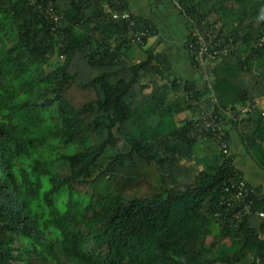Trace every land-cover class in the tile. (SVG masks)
<instances>
[{
    "label": "trees",
    "instance_id": "obj_1",
    "mask_svg": "<svg viewBox=\"0 0 264 264\" xmlns=\"http://www.w3.org/2000/svg\"><path fill=\"white\" fill-rule=\"evenodd\" d=\"M172 1L231 48L208 82L132 61L154 26L130 13V35L122 0H0V264H264V217L233 218L243 176L197 124L219 114L264 172L259 101L221 112L264 97V0Z\"/></svg>",
    "mask_w": 264,
    "mask_h": 264
},
{
    "label": "crops",
    "instance_id": "obj_2",
    "mask_svg": "<svg viewBox=\"0 0 264 264\" xmlns=\"http://www.w3.org/2000/svg\"><path fill=\"white\" fill-rule=\"evenodd\" d=\"M125 9L134 15H140L154 26L143 47L128 52L132 61L138 62L144 57V51L163 52L171 65V77L182 82L198 79V73L190 62V52L186 41L190 31L189 21L181 15L172 0H122ZM264 110V97L256 98ZM180 114L176 119H182ZM228 153L233 156V164L243 178L253 187L259 188L264 197V172L246 152L236 129H230L228 135Z\"/></svg>",
    "mask_w": 264,
    "mask_h": 264
},
{
    "label": "built area",
    "instance_id": "obj_3",
    "mask_svg": "<svg viewBox=\"0 0 264 264\" xmlns=\"http://www.w3.org/2000/svg\"><path fill=\"white\" fill-rule=\"evenodd\" d=\"M30 3H36L35 0H29ZM38 10H44L46 15L56 18L51 10V5L47 4L44 9L40 4H36ZM110 15L114 19H125L128 21L127 32L130 35H135L133 27L134 22L130 19V12L126 9L121 11L111 10ZM190 36L191 40L189 41L188 47L194 56L196 62V72L201 76L202 81H209L210 72L207 71L208 68H212L216 61H218L222 55L227 54L231 48L228 44L222 42V40L217 36V33L213 30H202L200 29L195 22L190 23ZM137 42L140 43L141 39L138 37ZM261 83L264 86V74L261 75ZM258 100L256 98L252 99V103L240 104L237 106H228L221 110L226 119L238 121L242 118H245L247 114L251 111L254 106H257ZM261 115L264 116V110H261ZM225 119L215 113L199 114L197 116V124L199 131L206 135L212 133L216 141L219 143L220 148L223 152H228V142L226 137L225 130ZM231 180V182H233ZM234 185V183H232ZM238 190L235 193H232L228 198L230 201L235 202L239 209L233 214V218H240L244 215H256L259 217H264L263 210H252L251 204L252 200L244 201L241 204L243 199L241 198L242 194H252L255 196H261V194L255 190V187L247 185L246 180L242 177L239 179V182L236 184Z\"/></svg>",
    "mask_w": 264,
    "mask_h": 264
},
{
    "label": "rangeland",
    "instance_id": "obj_4",
    "mask_svg": "<svg viewBox=\"0 0 264 264\" xmlns=\"http://www.w3.org/2000/svg\"><path fill=\"white\" fill-rule=\"evenodd\" d=\"M135 48H137V49H139L136 45H134V46H132V48L131 49H135ZM57 58H58V60H62V57L60 56H57ZM55 59V57H52L51 58V60H54ZM210 239H211V236H208L207 237V241H210ZM235 240H233L232 241V243H230V241L228 240V239H225V240H223L221 243H220V245L219 246H222V247H229V246H232V245H236V243L234 242Z\"/></svg>",
    "mask_w": 264,
    "mask_h": 264
}]
</instances>
